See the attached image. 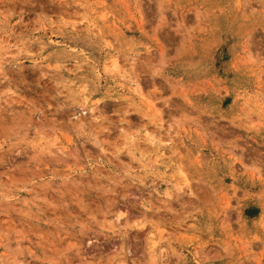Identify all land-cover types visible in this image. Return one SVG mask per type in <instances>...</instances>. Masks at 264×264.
Here are the masks:
<instances>
[{"label": "rangeland", "instance_id": "obj_1", "mask_svg": "<svg viewBox=\"0 0 264 264\" xmlns=\"http://www.w3.org/2000/svg\"><path fill=\"white\" fill-rule=\"evenodd\" d=\"M0 264H264V0H0Z\"/></svg>", "mask_w": 264, "mask_h": 264}, {"label": "bare ground", "instance_id": "obj_2", "mask_svg": "<svg viewBox=\"0 0 264 264\" xmlns=\"http://www.w3.org/2000/svg\"><path fill=\"white\" fill-rule=\"evenodd\" d=\"M68 44V43H67Z\"/></svg>", "mask_w": 264, "mask_h": 264}]
</instances>
